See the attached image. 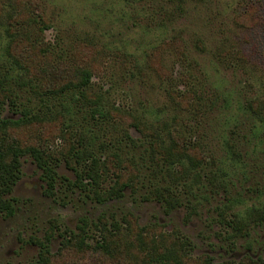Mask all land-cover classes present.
I'll use <instances>...</instances> for the list:
<instances>
[{"label":"rangeland","instance_id":"374dc122","mask_svg":"<svg viewBox=\"0 0 264 264\" xmlns=\"http://www.w3.org/2000/svg\"><path fill=\"white\" fill-rule=\"evenodd\" d=\"M9 147L0 264H264V0H0Z\"/></svg>","mask_w":264,"mask_h":264},{"label":"trees","instance_id":"16d2710c","mask_svg":"<svg viewBox=\"0 0 264 264\" xmlns=\"http://www.w3.org/2000/svg\"><path fill=\"white\" fill-rule=\"evenodd\" d=\"M82 74L84 75L83 79L85 81L83 83H81V84H87L90 81V79H91V74L89 72H87V71L86 72L84 71ZM178 142L179 141H176V144ZM178 153H179V156H180L179 159H177V161H175V160L171 161L172 163L180 162L182 159H185V158L189 159V157H187V156H190V155H189L188 152L186 153L185 150H184V153H180V152H178ZM10 154H12L11 147H9L5 152L2 149H0V192L2 191L4 185H6V182H8V178H9V175H10L9 170H8V165L6 163V159L10 156ZM95 161L96 160H94V162ZM91 179L93 181H96V178L94 176H91ZM74 240L76 242H79L80 245H82V243L84 241V238H81L80 234H75L74 235ZM108 242H109V240H107V239H104L103 241H100L99 244L96 247V250H100V252L107 253V254L110 253L111 251H110V248H108V246H109ZM32 264H34V263H32Z\"/></svg>","mask_w":264,"mask_h":264}]
</instances>
